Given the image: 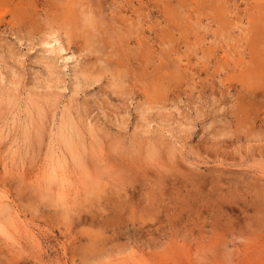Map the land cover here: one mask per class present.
Returning <instances> with one entry per match:
<instances>
[{
  "label": "rangeland",
  "instance_id": "1",
  "mask_svg": "<svg viewBox=\"0 0 264 264\" xmlns=\"http://www.w3.org/2000/svg\"><path fill=\"white\" fill-rule=\"evenodd\" d=\"M84 1L0 0V264H264V0Z\"/></svg>",
  "mask_w": 264,
  "mask_h": 264
},
{
  "label": "bare ground",
  "instance_id": "2",
  "mask_svg": "<svg viewBox=\"0 0 264 264\" xmlns=\"http://www.w3.org/2000/svg\"><path fill=\"white\" fill-rule=\"evenodd\" d=\"M91 1V0H90ZM90 1H88V2H86V1H84L85 3H89ZM97 1V0H96ZM141 1V0H140ZM93 2V1H92ZM91 2V3H92ZM117 2V1H116ZM144 2V1H143ZM72 3H73V1H72ZM80 3V2H79ZM96 3V2H95ZM97 3H98V1H97ZM97 3H96V5H97ZM100 3V2H99ZM118 3V2H117ZM121 3V2H120ZM119 3V4H120ZM141 3V2H140ZM77 4H78V2H77ZM125 4V3H124ZM71 5V4H70ZM82 5H84V4H82ZM96 5L94 6V7H96ZM75 6V5H74ZM81 6V5H80ZM88 6H89V4H88ZM4 7H6L5 6V4H4ZM84 7V6H83ZM86 7V6H85ZM119 7H120V5H119ZM122 7V6H121ZM120 7V8H121ZM124 7H126V6H124ZM68 8V7H67ZM70 8V7H69ZM97 8V7H96ZM92 8V9H94V10H92V9H88L86 12H80L81 14H79L78 12H76V14L78 15L79 14V16H78V18H77V20L78 19H80L81 21H80V23L82 24V23H89V25H91L90 24V22H92V23H94L95 24V22H97L98 21V16L99 15H101L102 13H104L105 12V10L103 9V10H100L99 8ZM6 9V8H5ZM72 9V8H71ZM71 9H69V10H71ZM79 9V8H78ZM84 9V8H83ZM102 9V8H101ZM113 10L115 9V8H112ZM123 9V8H122ZM79 10H81L82 11V9H79ZM109 10V9H108ZM116 10H118V9H116ZM3 11H5L4 9L2 10V8L0 7V18L2 17V13H3ZM107 11V10H106ZM120 11H121V9H120ZM133 12H135L136 13V10H132ZM111 12H112V10H111ZM114 13L116 12L115 10L113 11ZM122 12V11H121ZM132 12V13H133ZM113 13V14H114ZM119 13V12H118ZM131 13V14H132ZM165 13V12H164ZM112 14V13H111ZM112 14V15H113ZM4 15V14H3ZM111 15V16H112ZM138 15H140V12L138 13ZM135 16V15H134ZM261 18V17H260ZM264 19V18H263ZM125 24V23H124ZM83 25V24H82ZM85 25H88V24H85ZM126 26H127V23L125 24ZM125 26V27H126ZM124 27V28H125ZM127 29H125V30H127L128 31V28L129 27H126ZM136 30V29H135ZM135 30H133V28L132 29H129V31H130V33H133V31H135ZM129 31L127 32V33H129ZM129 33V34H130ZM52 35V34H51ZM122 36H126V35H122ZM121 78V77H120ZM121 82L122 81H118L116 84L117 85H121ZM10 90V89H9ZM15 90V89H14ZM15 92V91H14ZM15 95V94H14ZM4 96V97H3ZM6 96V97H5ZM0 98L1 99H3V101L7 104L8 103V106H10V105H12V104H10V102L12 103V102H15V101H12V99L13 98H15V97H13V94H12V92H10V91H8L7 89L6 90H1L0 89ZM15 100V99H14ZM147 102H150L149 100L147 101ZM3 102H1V100H0V107H2L1 106V104H2ZM149 104V103H148ZM3 105V104H2ZM4 106H6V105H3V107ZM7 106V107H8ZM2 107V109H5V108H3ZM40 108V107H39ZM38 108V109H39ZM1 109V110H2ZM70 113V112H69ZM43 118V112H42V109L40 108L39 109V112H38V118L37 119H42ZM66 119H64L63 121H64V123L62 124V126H61V129H60V132H59V134H60V137H61V139H62V141L64 142V144L66 145V148L69 150V152H70V154L73 156L72 158L74 159V162H75V164H77V165H80V166H82L83 164H85V160H84V156H83V154H82V152H83V150L85 149V144H84V138H83V136H82V132H81V129H80V127H79V124L77 123V121L76 120H74L73 118H72V116H70V114L67 116V117H65ZM68 130V131H67ZM33 131V130H32ZM41 132H42V124H40L39 123V121H36L35 122V127H34V134L36 135V137H38V138H35V140H37V141H40V139H41ZM151 150H156L157 151V149H153V147H152V149ZM152 154V153H151ZM155 154V153H154ZM156 154H158V153H156ZM155 154V155H156ZM98 172H99V170H98ZM98 172H96V177H98L99 179L101 178V176H98ZM104 172H105V170H104ZM95 173V172H94ZM98 173V174H97ZM89 174V173H88ZM86 175H87V173H86ZM90 175V174H89ZM95 175V174H94ZM102 175L104 176V173H102ZM93 178V177H95V176H92V174L90 175V178ZM55 178L56 179H58L57 178V176L55 175V174H52L51 176H50V178H49V180H51V181H54L55 180ZM84 178V177H83ZM91 178V179H92ZM97 178V179H98ZM87 179H89V177H86L85 178V181H86V184H88V186L89 185H91L90 183H89V181L87 180ZM91 179H89V180H91ZM96 179V178H95ZM99 179H98V181H99ZM104 180V179H103ZM97 181V180H96ZM97 181V182H98ZM100 181L101 182H103L102 181V179H100ZM159 181V180H158ZM92 182V181H91ZM93 182H94V180H93ZM166 182V181H165ZM85 183V182H84ZM99 183V182H98ZM163 184V183H162ZM96 185H98V184H96ZM96 185H94V186H96ZM164 185V184H163ZM90 187V186H89ZM98 187H99V185H98ZM100 187H101V183H100ZM99 187V188H100ZM103 188V187H102ZM101 189V188H100ZM90 190V189H89ZM96 190V189H95ZM102 190V189H101ZM100 190V191H101ZM98 191H99V189H98ZM96 192H97V190H96ZM3 199V196H2V194H0V200H2Z\"/></svg>",
  "mask_w": 264,
  "mask_h": 264
}]
</instances>
